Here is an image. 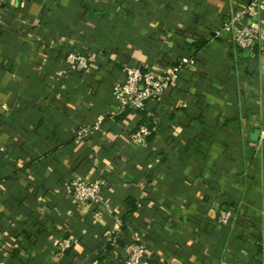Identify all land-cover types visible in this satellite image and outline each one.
I'll list each match as a JSON object with an SVG mask.
<instances>
[{
  "label": "crops",
  "instance_id": "obj_1",
  "mask_svg": "<svg viewBox=\"0 0 264 264\" xmlns=\"http://www.w3.org/2000/svg\"><path fill=\"white\" fill-rule=\"evenodd\" d=\"M241 1L7 0L0 264H123L121 239L143 243L151 264H264L259 54L237 57L225 39L200 52L198 67L154 105L146 145L129 141L142 115L121 108L114 94L126 67L163 68L193 54ZM72 51L97 60L82 83L64 82ZM84 127L91 133L78 140ZM79 176L103 184L85 206L71 196ZM128 197L140 207L124 228ZM222 210L231 211L227 224ZM66 237L69 254L58 246Z\"/></svg>",
  "mask_w": 264,
  "mask_h": 264
},
{
  "label": "built area",
  "instance_id": "obj_2",
  "mask_svg": "<svg viewBox=\"0 0 264 264\" xmlns=\"http://www.w3.org/2000/svg\"><path fill=\"white\" fill-rule=\"evenodd\" d=\"M6 3L7 0H0V20L4 18ZM208 36L210 46H215L219 40H227L234 46L237 57H240L241 53L252 56L259 54L264 67V0L232 2L224 22L220 26H212L208 30ZM199 60L198 56L187 55L163 68L144 70L135 65L126 67L124 80L114 86V94L121 108L143 109L150 103L160 100L167 91L179 86L184 71L198 67ZM96 61L94 56L72 51L66 56L69 70L64 75L88 74L95 69ZM149 115L155 116L153 112ZM102 122L100 118L95 128L101 126ZM90 129V127L78 129L77 139L86 138L91 133ZM153 131L148 124H142L130 135L129 141L137 145H146ZM261 142L264 144V131L261 133ZM102 186L100 181H91L79 176L71 182V196L77 204L85 206L99 198ZM230 217V210H222L219 222L227 224ZM58 246L61 252H65L73 246V240L70 237L62 238ZM122 261L124 264H151L146 259V246L138 241L125 248Z\"/></svg>",
  "mask_w": 264,
  "mask_h": 264
},
{
  "label": "trees",
  "instance_id": "obj_3",
  "mask_svg": "<svg viewBox=\"0 0 264 264\" xmlns=\"http://www.w3.org/2000/svg\"><path fill=\"white\" fill-rule=\"evenodd\" d=\"M195 47H196V51L193 50L194 51L193 54L189 52L187 55L198 56L199 53L202 52L204 49L209 50L211 47L210 46V36L204 37L203 40L199 41V44L197 46L195 45ZM187 55H183V56H187ZM200 55H202V54H200ZM87 75L88 74H81L80 75L78 73H69L68 75L64 76L65 77L64 82H66L67 84H70L76 78L77 79L76 81L78 83H82L83 81H85L87 79ZM171 90H174V89H171ZM157 101L150 103L146 108L137 110L143 117L141 124H148L152 130L155 129V125H156L155 116H150L149 113L154 111V105L156 104ZM154 115H155V113H154ZM153 134H154V131H153ZM126 203H127L128 209H127L125 216H124V228H127L128 220L130 219V217L136 215V213L138 212L139 207H140V202L133 197H128L126 199ZM132 243H133V241L127 240V239H123V240L121 239V240L117 241V244L121 248H124V250L128 245H130ZM72 247L70 249H68L67 251H65V254H69L72 250ZM113 248H114V244L111 240V242L107 243L106 250H100V252H99L100 260H103L105 257H107L110 254V250H112ZM106 252H108V253H106Z\"/></svg>",
  "mask_w": 264,
  "mask_h": 264
}]
</instances>
